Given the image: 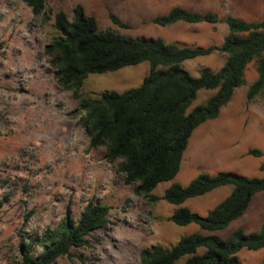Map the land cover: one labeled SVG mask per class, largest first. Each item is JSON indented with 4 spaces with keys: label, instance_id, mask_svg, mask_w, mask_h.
<instances>
[{
    "label": "rangeland",
    "instance_id": "rangeland-1",
    "mask_svg": "<svg viewBox=\"0 0 264 264\" xmlns=\"http://www.w3.org/2000/svg\"><path fill=\"white\" fill-rule=\"evenodd\" d=\"M93 16L100 31L113 30L133 38H162L182 46H221L229 34L228 16L248 21L264 19V0H49L50 20L35 17L25 0H0V264H19L22 244L39 243L48 230H55L69 214L78 219L90 202L110 208V223L95 234L90 247L76 249L72 257L55 264H142L141 252L152 246L173 248L198 225L177 226L170 218L179 207L207 216L232 191L219 188L181 206L162 198L174 183L188 186L200 174L233 172L248 178H263L264 156L249 155L252 149L264 153V94L247 103V86L238 89L216 120L195 130L178 176L158 185L150 202L127 186L118 172L122 161L108 163L107 148H91L81 125L85 113L71 91L57 83L46 45L59 33L54 28L58 12L73 20L76 6ZM174 7L217 13V25L184 24L169 28L152 20ZM118 17L130 26L112 22ZM222 54L185 62L193 75L204 69L219 71L226 63ZM150 73V64L117 72L90 75L81 90L83 97H97L113 91L138 88ZM248 84L257 79L254 65L246 73ZM214 91H200L190 111L203 105ZM264 222V192L253 199L247 213L227 230L206 233L226 239L238 229L251 234ZM242 264H262L264 249L242 250ZM185 259L178 264H184Z\"/></svg>",
    "mask_w": 264,
    "mask_h": 264
},
{
    "label": "trees",
    "instance_id": "trees-1",
    "mask_svg": "<svg viewBox=\"0 0 264 264\" xmlns=\"http://www.w3.org/2000/svg\"><path fill=\"white\" fill-rule=\"evenodd\" d=\"M35 17L50 20L46 14L49 0H25ZM54 16L59 33L46 45L44 55L54 70L58 85L71 91L85 113L81 125L91 140V148L105 146L108 163L122 161L118 172L127 186L150 202L159 184L174 180L181 171L190 139L201 125L216 120L230 104L235 92L247 86V103L264 94V19L248 21L235 16L226 18L229 34L221 46H182L162 38L146 39L124 36L113 30L100 31L93 16L83 6L74 9L73 20L66 13ZM114 25L130 26L112 15ZM220 22L217 13L199 14L174 7L155 17L156 26L171 27ZM227 57L217 72L204 69L193 76L183 64L212 54ZM150 64V73L136 89L124 93L104 92L97 97H83L81 90L90 75L117 72L142 63ZM254 65L257 79L248 84L246 73ZM214 91L205 104L190 108L200 91ZM249 155L261 158L263 151L252 149ZM260 170L264 172V163ZM231 187V193L205 217L187 207H179L170 218L177 226L198 225L200 231L183 237L171 249L156 245L141 252L142 264H242V250L264 249V222L259 231L248 234L238 229L226 239L206 234L227 230L249 210L255 196L264 192L263 178H248L233 172L200 174L188 186L174 183L163 200L181 206L219 188ZM110 223V208L90 202L78 219L67 214L55 232L48 230L39 243L22 244L19 264H55L72 257L73 251L91 246L95 234ZM264 264V260L262 262Z\"/></svg>",
    "mask_w": 264,
    "mask_h": 264
},
{
    "label": "crops",
    "instance_id": "crops-1",
    "mask_svg": "<svg viewBox=\"0 0 264 264\" xmlns=\"http://www.w3.org/2000/svg\"><path fill=\"white\" fill-rule=\"evenodd\" d=\"M188 10V9H187ZM190 11H192V12H196V13H199V14H206V13H202L201 11H200V9H196V8H191L190 9ZM181 25L182 23H178V24H176V25ZM185 24V23H184ZM166 28H169V27H166ZM199 59V58H198ZM192 74V73H191ZM193 75V74H192ZM193 76H199V75H193ZM188 150V149H187Z\"/></svg>",
    "mask_w": 264,
    "mask_h": 264
}]
</instances>
